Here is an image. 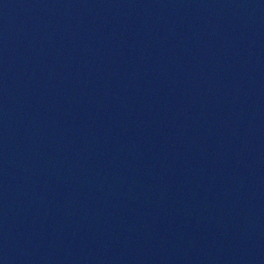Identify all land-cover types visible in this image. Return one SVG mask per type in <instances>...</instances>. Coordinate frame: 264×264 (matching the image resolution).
<instances>
[{"label": "water", "instance_id": "95a60500", "mask_svg": "<svg viewBox=\"0 0 264 264\" xmlns=\"http://www.w3.org/2000/svg\"><path fill=\"white\" fill-rule=\"evenodd\" d=\"M0 264H264V0H0Z\"/></svg>", "mask_w": 264, "mask_h": 264}]
</instances>
